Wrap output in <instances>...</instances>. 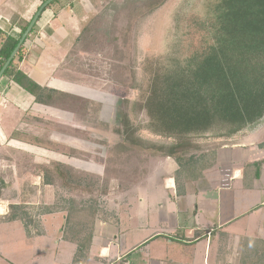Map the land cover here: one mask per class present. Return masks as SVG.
Here are the masks:
<instances>
[{
    "label": "rangeland",
    "instance_id": "obj_1",
    "mask_svg": "<svg viewBox=\"0 0 264 264\" xmlns=\"http://www.w3.org/2000/svg\"><path fill=\"white\" fill-rule=\"evenodd\" d=\"M45 1L0 0V27L16 23L13 34L18 36ZM205 3L59 0L46 8L24 46L21 64L39 85L66 95L54 108L39 106L37 116L30 112L19 116L20 131L13 130V134L24 143L21 148L7 143L0 146L4 148L0 149V200H8L7 219L19 220H0V264H103L98 259L99 242L87 251V260L77 254V245L63 239L68 207L96 209L98 227L119 221L127 202L130 215L124 214V222L125 230L131 228L127 232L130 243L135 239L140 244L155 230L138 229L139 220L133 224L130 217L134 220L150 200L163 194L164 186L157 181L167 179L166 172L172 173L176 163L146 149L149 143L167 141L151 131L146 109L136 104L149 90V60L167 50L180 7L189 13L185 44L192 50L202 47L206 33L192 20L207 16ZM121 111L130 122L123 128L126 142L120 134ZM5 125L12 128L11 118L5 119ZM242 138L201 139L197 145L199 152H207ZM56 164L63 165L74 183L92 193L67 192L34 169ZM19 169L22 176L18 178ZM147 243L132 250L125 260L151 264L145 252Z\"/></svg>",
    "mask_w": 264,
    "mask_h": 264
},
{
    "label": "trees",
    "instance_id": "obj_2",
    "mask_svg": "<svg viewBox=\"0 0 264 264\" xmlns=\"http://www.w3.org/2000/svg\"><path fill=\"white\" fill-rule=\"evenodd\" d=\"M205 5L207 16L192 20L206 33L202 47L192 50L185 44L189 13L188 8L180 7L167 50L149 60V90L136 104L140 110L146 109L151 131L167 141L149 143L146 149L177 164L176 183L196 182L217 165V149L199 152V140H234L244 137L250 128L264 127V0H206ZM30 22L18 36L13 34L16 23L0 27V71ZM29 36L3 78L30 94L35 105L54 108L66 94L39 85L20 70ZM118 118L123 130L120 134L125 138L123 128L129 127V116L121 111ZM34 169L67 192L92 193L90 188L74 183L61 164L37 165ZM66 210L63 239L77 245V254L88 260L99 211ZM113 224L118 226V221ZM238 253L237 264H264V240L243 238Z\"/></svg>",
    "mask_w": 264,
    "mask_h": 264
},
{
    "label": "crops",
    "instance_id": "obj_3",
    "mask_svg": "<svg viewBox=\"0 0 264 264\" xmlns=\"http://www.w3.org/2000/svg\"><path fill=\"white\" fill-rule=\"evenodd\" d=\"M22 64L20 70L31 76ZM28 112L35 116L39 113L34 98L8 78H2L0 146L7 143L8 147L19 149L24 145L13 133L20 131L19 116ZM7 118L13 124L11 131L5 125ZM250 131L242 140L218 148L217 165L196 182L176 183L178 166L175 164L172 173L166 172L167 179L157 181L164 186L163 194L150 200L144 213L134 216V220L129 216L133 224L135 219L139 220L138 229H155L140 242H148L145 252L151 264H237L238 247L243 238L264 240V127H253ZM7 204L8 200H0V220L19 221L7 219ZM122 208V213L130 215V204L126 202ZM124 214L118 226L110 222L96 226L92 245L94 248L99 242L98 259L103 264H129L125 258L140 245L135 239L130 243L127 232L131 228L125 230Z\"/></svg>",
    "mask_w": 264,
    "mask_h": 264
},
{
    "label": "water",
    "instance_id": "obj_4",
    "mask_svg": "<svg viewBox=\"0 0 264 264\" xmlns=\"http://www.w3.org/2000/svg\"><path fill=\"white\" fill-rule=\"evenodd\" d=\"M56 0H46L38 9L37 13L35 14V16L33 17L32 21L30 22L29 26L27 27L26 31L24 32V34L22 35V37L19 40V43L17 45V47L14 49V51L12 52L11 56L7 59V61L5 62L3 68L0 71V80L3 78V75L6 71V69L9 67V65L11 64L12 60L15 58V56L17 55V53L19 52L21 46L23 45V43L25 42L26 38L30 35V33L32 32L33 28L35 27V25L37 24L40 16L45 12L46 8L53 3Z\"/></svg>",
    "mask_w": 264,
    "mask_h": 264
}]
</instances>
